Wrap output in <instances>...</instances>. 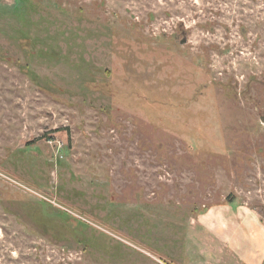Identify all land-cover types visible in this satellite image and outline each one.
Returning a JSON list of instances; mask_svg holds the SVG:
<instances>
[{
	"label": "rangeland",
	"instance_id": "obj_1",
	"mask_svg": "<svg viewBox=\"0 0 264 264\" xmlns=\"http://www.w3.org/2000/svg\"><path fill=\"white\" fill-rule=\"evenodd\" d=\"M263 112L264 0H0V264L264 248Z\"/></svg>",
	"mask_w": 264,
	"mask_h": 264
},
{
	"label": "crops",
	"instance_id": "obj_2",
	"mask_svg": "<svg viewBox=\"0 0 264 264\" xmlns=\"http://www.w3.org/2000/svg\"><path fill=\"white\" fill-rule=\"evenodd\" d=\"M211 221L212 220H210L209 222ZM250 221L254 226H256V229H258L259 234L261 233V235L263 236L264 227L262 226V224L259 223L258 225L256 223L257 220L255 218H251ZM253 235L254 234L246 233V235L243 238H240L239 235L237 236L235 234H229L228 236L233 237V241H232V240H228V238L225 236L224 233H220V234L216 233V236L218 237L217 240H220L223 242L224 241L231 242L230 244L221 243V245H222V248L224 244L227 245V247H229V250L227 249L226 253L223 251V254H225L228 259H231L233 264H262L264 260V248H262L261 244L259 243L257 244L255 237ZM235 236L238 237V239L235 240ZM241 239H246L243 241V244H244L242 246L243 248H241V244L238 242ZM230 249H232V251ZM225 255H221L222 256L221 258L224 260L222 261L224 263H225V260L227 261V259H225Z\"/></svg>",
	"mask_w": 264,
	"mask_h": 264
},
{
	"label": "water",
	"instance_id": "obj_3",
	"mask_svg": "<svg viewBox=\"0 0 264 264\" xmlns=\"http://www.w3.org/2000/svg\"><path fill=\"white\" fill-rule=\"evenodd\" d=\"M260 119H261V121L264 123V112H263V114L260 116Z\"/></svg>",
	"mask_w": 264,
	"mask_h": 264
}]
</instances>
